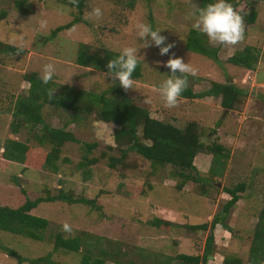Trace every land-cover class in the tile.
Wrapping results in <instances>:
<instances>
[{
  "label": "rangeland",
  "instance_id": "rangeland-1",
  "mask_svg": "<svg viewBox=\"0 0 264 264\" xmlns=\"http://www.w3.org/2000/svg\"><path fill=\"white\" fill-rule=\"evenodd\" d=\"M20 1L0 0V12H5V17L0 19V41L25 50L22 55L0 54V146L6 138L38 145L33 136L34 128L40 125L22 127L17 133L10 130L14 103L26 94L23 73L36 71L41 75L43 66L51 63L56 69L52 79L55 83L52 89L56 88L54 93L59 85L67 83L98 94L111 84H119V81L93 67L75 64L77 49L82 45L87 52L105 48L120 53L124 47L132 46L139 49L138 55L143 57V62L139 63L140 76L134 80L133 89L125 91L130 101L149 107L157 112L158 117L179 128L194 121L203 143L215 138L227 149L228 158L219 168V175L208 173V158H201L203 161L196 159L193 164L196 168L189 169L190 175L205 179L201 186L205 194L199 192L200 181H187L180 190L176 189L174 183L179 178L174 177L175 168L168 164L152 168L155 170L147 177L151 187L143 186L144 193H140L139 187L145 177L138 173L137 168L142 167L146 172L151 168L150 162L129 151L122 163V167L127 168L115 165L108 170V157L117 155L116 147L106 149V145H115L110 126L92 116L84 124L69 121L65 129L72 131L83 143L97 141V147L85 154L82 143L64 142L55 173L49 169L42 170L39 165L30 167L0 157V204L14 207L25 198L32 199L43 194V187H49L53 193L60 183L64 188L73 189L75 195L88 198L101 190L95 200L98 207L92 209L78 203L40 202L33 212L48 220L47 227L42 231L43 239L33 240L0 230V244L31 258L50 250V237L56 232L65 236L75 235L81 228L88 232H84L88 234L85 242L91 245L95 255L101 256L98 249L106 251L103 264H115L107 258L114 259L118 264H176L173 259L178 253L199 254L207 234V231L202 233L184 225L209 223L212 215L219 210V204L229 197L221 190L222 187L231 188L243 182L244 189L234 206L229 208L224 221L228 228L217 224L213 229L214 247L206 264H221L223 257H239L245 264L252 225L264 203V0L237 2L244 17L248 14L250 1H253L252 11L256 16L251 24L245 23V35L240 43L219 46L218 58L221 62L184 48L188 29L193 28L191 13L194 11L192 5L196 4L192 0H85L81 16L87 23H76L52 37L49 31L69 21L75 9L59 0H27L19 8ZM94 7H100L103 12L99 20L89 16ZM149 18L153 30H161L160 34L167 38L166 43L174 45L168 55H159L155 46L144 48V41L137 38L135 25L138 22L149 23ZM244 45L255 46L260 51V58L252 71L225 62L227 55ZM170 57H180L197 70L198 82H193L191 76L188 78V86L194 91L208 88L211 81L221 83L229 80L236 87L246 89L247 95L229 110L219 107V100L213 102L207 98L180 99L177 107L167 108L156 89L171 74L163 66ZM49 108L53 110L49 112ZM61 112L60 107L47 106L41 110V115L48 119L51 127L61 128ZM137 129L139 135L140 126ZM40 147L48 152L53 145L46 141ZM103 149L105 154L100 156ZM84 155L85 159L95 157L98 161L89 167L77 165L84 160ZM36 156L41 162L42 153ZM131 162L136 168L131 169ZM14 178H17V183ZM150 217L168 221L170 225L164 228L161 224L158 228L144 223ZM65 223L70 225L71 232L62 230ZM90 233L93 235L91 238ZM108 246L121 249L118 251L121 255L113 256ZM57 255L67 264H76L80 252L68 256L59 252ZM116 258L119 260L116 261ZM0 264H16V259L0 249Z\"/></svg>",
  "mask_w": 264,
  "mask_h": 264
},
{
  "label": "trees",
  "instance_id": "trees-1",
  "mask_svg": "<svg viewBox=\"0 0 264 264\" xmlns=\"http://www.w3.org/2000/svg\"><path fill=\"white\" fill-rule=\"evenodd\" d=\"M26 1L27 0H21L19 8H21ZM59 1L73 7L75 13L72 14V18L66 23L58 24L53 27L49 31L51 37L60 30L70 28L76 23H87L81 16L85 0H77L76 4L71 3L70 0ZM238 1L240 0H227V2L231 3L233 7L240 12L237 5ZM192 2H194L196 6L203 7L208 3H213L214 0H192ZM255 16V11H252L250 16L244 14L245 23H247V25L251 24ZM4 17L5 12L1 11L0 19ZM149 24L152 26L150 18ZM208 42L209 39L206 35L193 28H189L187 36L185 37L184 48L188 51L206 56L213 61L221 62L218 58L220 45L211 46ZM24 52L25 50L19 46L0 41V54L13 56L22 55ZM259 52L260 51L255 46L244 45L240 49H234L233 52L227 55L225 57V62L252 71L255 69L260 58ZM118 55L119 53L108 51L105 48L104 50L99 49L94 52H87L86 48L84 50L81 45L76 51L74 62L77 65L93 67L98 71L105 72V74H110L106 67L107 62L116 58ZM40 76L41 75L36 71H28L22 74V79L25 83L23 87L26 89V94L18 97L16 103H14V108L11 110L12 120L10 121V130L13 133H17L22 127L30 125V128H34L36 125H40L41 127L34 128L35 135L33 136L35 139L34 141H36L38 145L34 146L25 141L6 138L0 146V157L4 160L21 164L24 163L27 166L30 165V167L39 165L40 169H49L55 173L57 170L56 161L59 159L60 148L64 142L82 143L85 154L88 152L90 153L92 148L97 147V141H84L83 143L72 131L65 129L66 126L70 124L69 121L74 124H84L86 119L92 116L95 120L105 122L112 126V140L115 145L113 147L106 145V149H113L116 147L117 149L114 150L117 151V155L108 157V159L110 158L107 164L108 170L115 168V165H120L121 169L127 168L126 166H123L125 167L123 168L122 163L123 160H126V155L129 151L138 154L141 158L150 162V171L145 172L142 168H137L138 173L143 174L145 177L143 178V185L139 187L141 189H139L140 193H144L143 186H146L148 189L151 187L147 177L153 173L152 168H154L155 165L163 166L168 164L175 168L174 177L179 178V182L174 184L176 189L180 190L181 186L188 180L194 182L200 181L199 192L205 194L204 189L201 187L205 183L203 182L204 178L192 176L190 175L191 173H189V169H195L192 160L199 154L201 156H211L207 169L210 175H219L221 173L219 168L228 158L227 149L220 143H217L215 138L204 143L200 141L199 138L201 133L194 121H189L183 128H178L167 119L164 121V119L158 117L156 115L157 112L149 109V107L131 102L118 83L111 84L98 94L92 93L91 91H83L72 84L65 83L59 85V89L56 93H53V97L51 98L49 90L52 89L55 83L50 81L49 84L44 85L41 83ZM139 76L140 71L138 64L136 71L133 73V80L137 79ZM190 78H192V81L195 83L200 80L198 76ZM246 93V89L236 87L229 80L221 83L211 81L208 88L198 92H195L191 86H188L187 90L182 93L181 98H211L214 102L219 100L220 107L229 110L234 109L237 104L241 103ZM47 106L62 108L63 112L60 114V116L63 117L61 128L51 127L48 123V119L42 117L41 110ZM49 109V112L53 110L51 108ZM45 112L48 113V110ZM44 115L46 116V114ZM138 126H140L139 135L137 134ZM46 141L53 145L48 152H44L40 147L44 145ZM146 141H148V143H145ZM104 152V149L101 150L99 155H104ZM40 153H42V156H40L41 162L37 161L36 156ZM96 161L95 157L85 159L84 155V160L79 161L77 165H88L89 167L92 164L94 165ZM130 166L131 169L136 168L133 162H131ZM88 170L89 169H87L86 173ZM87 175L88 173L86 176ZM14 181L17 183V178H14ZM55 188V191L52 193L49 187H43L41 189L43 194L32 199L25 198L21 202L19 201L14 207L6 203L0 204V230L33 240H42V231L47 227L48 220L33 212L38 203L61 202L69 205L78 203L89 206L92 209L98 207L95 204V200L100 195L101 190L97 191L92 198H88L77 193L75 195L73 189L69 187L64 188L60 183H58ZM243 189V182L237 183L231 188L222 187L221 190L229 197L219 204V210L212 215L209 223L205 221L197 224L184 225L191 230H197L202 233L207 231V234L204 237L202 249L199 254L189 255L178 253L174 255L173 259L176 264H206L214 247L213 229L217 224L225 229L228 228L227 224L224 222L228 210L230 207L234 206ZM20 192L24 194L23 189H21ZM134 197H136V195H134ZM255 218V222L252 225L253 233L245 264H264V203L260 207ZM144 223L154 227L161 226L162 224L164 228L170 225L168 221L157 219V217H150L147 219V222ZM78 231L79 232L75 235L67 236L63 235L61 232H56L50 237V250L36 257H24L15 250L2 246L1 244L0 249L5 254L15 257L16 264H21L22 262H27L28 264H67L65 259L59 260L57 258L59 252L64 256H68L70 253L74 254L80 252L78 264H103L105 257H107L106 251L104 249H98L101 256L95 255L93 249L90 248L91 245L85 242L86 238H88V234H84L86 231L81 228L78 229ZM89 236L90 238L93 237L91 233ZM97 238L99 237H96V239ZM118 251L122 250H115L111 247L113 256L119 257L121 252ZM117 259L118 258H116V261ZM107 260L118 264L114 259L107 258ZM221 264H242V260L239 257H223Z\"/></svg>",
  "mask_w": 264,
  "mask_h": 264
},
{
  "label": "clouds",
  "instance_id": "clouds-1",
  "mask_svg": "<svg viewBox=\"0 0 264 264\" xmlns=\"http://www.w3.org/2000/svg\"><path fill=\"white\" fill-rule=\"evenodd\" d=\"M70 2L76 4L77 0H70ZM192 7L194 9V11L191 13V16L194 17L192 24L193 29L206 35L210 42L218 45L234 46L244 39L246 30L244 17L233 7L231 3L227 2V0H214L213 3H208L203 7L196 5H192ZM89 16L99 20L103 16V12L100 7H94L89 13ZM135 31L137 38L144 41L143 47L147 48L155 46L159 49V55H168L171 48L174 46L171 43H166L167 38L160 34L161 30H153L152 26L147 22H138L135 25ZM138 51L139 49L136 47H124L120 51L119 55L116 56V58L107 62L106 67L108 69V73H110L112 79L119 81V84L124 91L133 89V73L136 71L141 60L143 62V57L138 55ZM163 66L168 68L171 74L167 75V79H165L156 90L161 94L165 107H177L180 99L200 100L205 98H181L182 93L188 88V77H195L197 75V70L194 67L190 66L188 63H185L180 57H170L166 62H164ZM55 71L56 69L53 64H45L43 66L42 74L39 77L41 83L44 85L49 84V82L53 79ZM55 89L49 90V95L51 98L53 97ZM195 92L198 91L195 89ZM246 95L247 93L245 96ZM218 106L220 107L219 102ZM200 141L202 140L200 139ZM145 143H148V141ZM92 150L93 148L91 151ZM196 156L193 158L192 164H194ZM147 171H150V168L147 169ZM62 230L65 232H71V227L65 223L62 225Z\"/></svg>",
  "mask_w": 264,
  "mask_h": 264
},
{
  "label": "crops",
  "instance_id": "crops-1",
  "mask_svg": "<svg viewBox=\"0 0 264 264\" xmlns=\"http://www.w3.org/2000/svg\"><path fill=\"white\" fill-rule=\"evenodd\" d=\"M241 88H242V87H241ZM202 100H203V99H202ZM104 123H105V122H104ZM105 125L110 126V128L112 129V126H111L110 124L105 123ZM198 158H200V159H201V158H208V159H209L208 156H201L200 154L196 156V159H198ZM196 159H195V160H196ZM201 160H202V159H201ZM202 161H203V160H202ZM195 162H196V161H195ZM206 167H207V166H206ZM141 168H142V167H141Z\"/></svg>",
  "mask_w": 264,
  "mask_h": 264
},
{
  "label": "water",
  "instance_id": "water-1",
  "mask_svg": "<svg viewBox=\"0 0 264 264\" xmlns=\"http://www.w3.org/2000/svg\"><path fill=\"white\" fill-rule=\"evenodd\" d=\"M246 1H249V0H246ZM253 1H250V6H249V9H248V11H247V13H248V16H250L251 15V13H252V8H253Z\"/></svg>",
  "mask_w": 264,
  "mask_h": 264
}]
</instances>
